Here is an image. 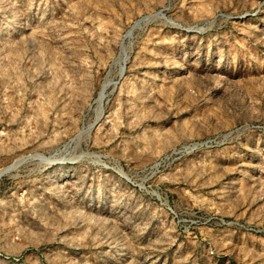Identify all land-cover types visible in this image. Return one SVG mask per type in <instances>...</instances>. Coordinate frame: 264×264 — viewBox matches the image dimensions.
Segmentation results:
<instances>
[{"label":"rangeland","instance_id":"obj_1","mask_svg":"<svg viewBox=\"0 0 264 264\" xmlns=\"http://www.w3.org/2000/svg\"><path fill=\"white\" fill-rule=\"evenodd\" d=\"M0 264H264V0H0Z\"/></svg>","mask_w":264,"mask_h":264}]
</instances>
